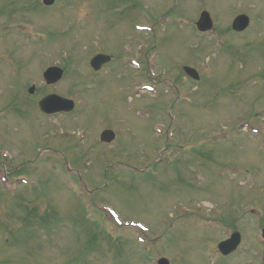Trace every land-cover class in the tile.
I'll list each match as a JSON object with an SVG mask.
<instances>
[{"label":"rangeland","instance_id":"obj_1","mask_svg":"<svg viewBox=\"0 0 264 264\" xmlns=\"http://www.w3.org/2000/svg\"><path fill=\"white\" fill-rule=\"evenodd\" d=\"M163 1L150 0L147 3L148 1L136 0V6L141 10L144 8L149 11L153 5L157 17L165 14L167 7L171 4L170 0H166L168 6L165 7L167 3L163 4ZM199 1L203 0H179L182 7H189L191 13ZM72 2L73 0H67V3ZM121 2L122 0H84L88 14L79 17H82L81 22H75V28H72L76 33L70 30L66 31V34L74 35L71 39L66 40L67 47L76 44L78 40L75 46H71L79 54L74 59V65L70 66L68 64L66 66L64 77L53 87L45 85L41 78L37 81V86L45 93L52 91L63 92L64 94L69 92L78 93L81 90L82 82L85 80L95 83V90L88 98L91 109L81 113L78 120L72 121V116L44 118L38 115L31 102H24V96L29 99L28 95L23 94L24 83L27 80L26 76L31 74L36 77L34 78L36 80L41 66L44 68L56 62L59 63L68 51L55 53L52 50L58 52V49L53 47L47 49V43L41 42V45L34 44V41H31L33 43L29 44V49L26 50L25 48L22 54L25 55L30 50L41 49L43 57L40 54L39 59L30 58L29 61H21L18 46L15 45L13 51L17 56L16 62L20 65V69L16 73H11L0 66V141L10 154V158L13 159L10 160L11 165L3 161L1 165L3 167L8 166V173L17 168H20L18 171L27 175L30 171L31 173L36 171L34 176L37 180H41V192H39L38 186L37 191H28L20 186L18 192H15L16 194L0 191V221H5L7 227L9 223V229L12 231L22 226L19 217L23 211L15 210L14 213L13 210L16 206L12 205L9 200H13L15 197L21 199L20 196L23 195L28 199V201L22 199L23 205H26L27 209L32 211V218L35 220L32 224L33 228H35V222L39 221V218L44 216L45 213L53 214V217L58 215L59 220L65 223L64 226L56 228L55 232H49L50 227L41 232L43 236L40 240L44 243V246L41 254L37 255L32 252L31 248L22 252L24 243L21 244L19 249L15 247L16 250L10 246L11 242L8 241H4V243L6 248L11 247V252L7 249L5 253H1L4 250L2 240L6 236H3L0 232V264H68L70 262H73L72 264H88L87 256L97 258L100 264H155V260L160 256L166 257L169 264H219L218 259H214L210 253L211 245L222 238L224 233H227L230 229L220 228L221 223L220 225L216 224V226H214L215 224L211 225V223H215L216 219L222 218L227 227H232L231 230L239 226L243 228L242 223H246L245 226L252 225L251 222L242 220H238L234 225L232 221L250 205L258 206L261 202L264 203V152L253 144L251 146H230L231 137L233 136L231 132L224 128L233 127L241 119H250L252 111V113H256V111L264 109V79L254 82V86L244 81V77L247 76V72L253 64L250 54L253 55L254 51L248 49L247 52L234 46L222 45L221 51L216 50L209 53L211 46L221 45L226 37L219 33L217 36L201 34L196 30L193 31L194 27H190V31L193 33H190L188 40L184 27L176 31L177 35H173L172 31L165 27V32L161 37L160 59H157L158 65L154 67V70L159 77L164 75V71L161 70L162 67L168 73H176L173 62L174 55H187L190 62L195 63V58L201 57L197 66L202 70L204 69V61L208 59V64L213 70V76L207 80L202 78L200 92H198L206 100L203 102L201 109L193 110L188 114L185 125L181 128L178 125H175V127L177 138L185 132L190 134L191 128L195 127L199 129L206 128V134L212 133L214 136L220 135L218 129L228 131L226 133L228 139L218 138L212 147L225 149L219 151V154L224 156L211 152L206 162H196L192 171L188 174L180 168V165L176 166L177 159L175 155L167 156L170 161L156 162L155 167L141 175L128 172L117 173V171L109 169L107 184L100 176V168L95 165L87 169L84 178L88 188L95 190V192L86 194L85 197L78 196L73 190V180L65 182L68 181V178L64 175L62 163L54 157L52 151L43 149L45 143L47 145H57L59 142L57 139L55 141L51 140L48 135L56 132L55 129H58L57 132L75 133L79 123L81 126L84 124L89 129L90 137H92L101 128L98 124H105L103 118L106 115V110L109 109L108 103L111 104L110 102H112L114 108L118 107L119 112L117 113L125 112L128 109L125 103V92L122 93L121 89L116 86V83L119 84V81L115 80L118 79L117 76L109 77L112 86L107 85L104 90L105 94L114 100L104 102L100 94H102L103 85L110 79H107L108 76L106 75L94 76L87 64L89 56L97 49L114 56L116 59L131 54V51L134 53L136 42L133 45L128 40L130 35L133 34V24L140 21V16L135 15L128 5L125 6L126 9L119 13L108 9L113 7L117 10L118 6H115ZM36 3L39 4L40 0H34V4ZM24 5H27V3L25 2ZM160 5L165 8H161ZM203 5L212 9L211 12L218 10L220 17L217 16L216 20L227 31L233 15L238 11L245 10L248 12L252 21L264 20V3H260L259 0H211L210 6L206 2ZM184 9L175 10L173 14L176 16L182 15ZM55 11L62 26L57 23L52 24L51 30L61 28L62 31L69 26L63 18H67L66 15L70 14V10L65 7ZM258 11V15L252 14V12ZM186 12L188 11L186 10ZM6 13L7 11L2 9L0 16H4ZM130 15L133 16L129 17ZM54 19H58L56 15H54ZM144 20L145 18L142 19V22ZM231 35L232 43H241L243 36H245L240 35L239 40H233V37H236L237 34L231 32ZM191 36L196 37L199 43ZM12 43H9V45ZM197 50H202V52ZM191 52H193L192 55ZM78 58L79 61L75 62ZM256 58L259 57L256 56ZM33 60H36L37 64ZM75 66L76 69H74ZM115 68L116 62L111 65L112 70ZM124 69L127 68L124 67ZM124 69H122L121 75L125 73ZM1 72L4 73L1 75ZM263 73L264 70L262 69L261 76ZM177 82L179 84L180 82L185 83L184 77H180ZM128 88H130L129 84ZM35 93H37L36 90ZM86 94L88 93L85 92V98H87ZM145 96L148 98L147 101L153 100V96L143 93L142 101H145ZM33 97L36 98L34 95ZM73 97L76 100L82 98L79 93ZM218 99H220V104L214 105ZM133 100L137 101L138 99ZM25 103L27 105H24ZM160 109V106H156L155 112L147 117L140 115L141 117L131 116L129 119H125L122 128L127 130L119 134L115 145L116 143H125V149L128 152L142 151L147 156H153V152H147L151 151L157 144L151 135V126L162 120ZM111 111L114 113L112 109ZM18 112L25 114L24 119L28 121V125L26 122H22L18 126L19 122L23 121L18 119ZM76 113L78 114V112ZM11 118H13L12 121ZM107 118L110 119V110L107 113ZM253 121L264 122V113L261 117H255ZM4 122H8L11 128L3 129L2 124ZM82 122L84 123L82 124ZM121 122L122 119L120 118L119 123ZM127 127H131L132 131ZM65 129L66 131H64ZM37 135L38 137L35 138L34 136ZM204 138H207V136L202 137L199 147L205 150L212 149L208 148L210 143H203ZM64 140H62L63 144L69 145L70 141ZM240 140L242 142L248 141L245 136H240ZM81 146L85 150L89 146V141L86 139ZM116 146L119 148L121 145ZM38 149H40L39 156L33 160L39 151ZM113 149L115 148L112 145H100L99 151L102 158L97 157V163L104 166L109 164L112 160L110 152ZM36 150L38 151L36 152ZM192 150L187 148L178 153L177 157L182 158L184 155L191 154ZM87 152L90 153L92 161L96 160L94 154H91V150ZM130 160L135 161L134 156H131ZM146 164L145 161L139 158L134 165L140 167ZM1 172L2 169L0 168V179ZM12 181L17 183L16 179H12ZM64 183L71 188V194L65 190ZM12 185L15 187V184ZM102 185L105 186L102 187ZM96 186L100 188L96 190ZM33 197L34 201H32ZM205 203L208 204L206 207ZM88 206H90L88 209L92 214L94 213V216H88L89 220L86 222L80 216L82 212L88 211ZM105 206L113 207L117 213L126 219H141L150 228L147 240L150 239L151 243L147 242L145 244L137 241V236H141V231L137 228L116 227L111 225L106 217L104 220L100 211L95 212V209L101 210ZM181 208H186V212H183ZM198 208H203L204 211L202 212ZM102 213L104 214V212ZM217 213H221V215ZM198 215H201L202 218H198ZM91 221L94 223L98 221L99 226L93 225L94 223L90 225ZM233 226L236 227L233 228ZM243 229L246 230L248 237L254 232L253 228ZM146 234L144 233V235ZM26 235L32 237L31 234ZM95 237L96 243L94 241ZM91 239L93 243L89 242ZM28 241L30 247L36 245L39 250L38 245L35 244V239L29 238ZM87 242H89V246L85 247ZM33 249L35 248L33 247Z\"/></svg>","mask_w":264,"mask_h":264},{"label":"water","instance_id":"obj_2","mask_svg":"<svg viewBox=\"0 0 264 264\" xmlns=\"http://www.w3.org/2000/svg\"><path fill=\"white\" fill-rule=\"evenodd\" d=\"M238 25V23L235 21L234 22V26L236 27ZM102 61L98 62L97 64L99 65ZM188 73H190L191 75L195 76L190 70L186 69ZM57 100H54L52 103L47 102L48 106L52 107V109H55Z\"/></svg>","mask_w":264,"mask_h":264}]
</instances>
